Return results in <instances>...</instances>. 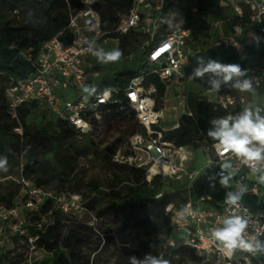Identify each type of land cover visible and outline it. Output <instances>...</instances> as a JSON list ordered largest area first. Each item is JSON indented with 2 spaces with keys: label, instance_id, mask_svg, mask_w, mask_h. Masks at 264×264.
<instances>
[{
  "label": "trees",
  "instance_id": "trees-1",
  "mask_svg": "<svg viewBox=\"0 0 264 264\" xmlns=\"http://www.w3.org/2000/svg\"><path fill=\"white\" fill-rule=\"evenodd\" d=\"M135 2L136 0H97L96 8L105 39L117 40L123 57H130L143 50L142 57L147 63L149 48L146 44L150 37L141 28L124 36L116 33L120 19L130 13ZM217 2L218 0H167L160 15L155 39L166 37L169 18L176 12L182 18V26L191 31V40L198 45L204 43L211 34L208 15L216 9ZM72 7L78 9L80 6L79 3H74ZM69 23L70 10L65 0H0V158H7V171L0 170V174L3 179L11 180L8 185L0 184V206L10 209L21 203L22 186L13 180V175L22 166L21 178L32 186L44 187L56 193L80 195L86 202L87 214L91 217L95 216L100 220L103 215L113 213L122 216L124 225L130 229L133 248L154 256H163L170 264L197 260L193 250L171 248L168 245L173 230L166 217V208L173 202L181 201L184 191L176 190L168 181L160 178H154L149 183L145 170L113 160L116 151L120 149V143L125 145L137 134L146 136L145 128L126 103L123 92L114 94L112 101L98 111L100 117L124 125L121 130L123 139L114 144L98 145L92 139L91 130L83 134L60 118L48 121L43 126L30 125L28 119L40 106L38 103L23 106L18 122L8 115L5 91L10 79L25 77L33 71L32 66L20 57V51H37L56 37L69 44ZM231 23L233 28L241 27L245 31L250 24L249 11L244 9L243 17H235ZM255 53L256 48L252 45L245 46L241 53L225 44L213 51L214 57L220 61L238 63L244 69L252 63ZM91 66L94 72L101 71L100 62L95 65L91 63ZM137 75L138 72L128 70L105 77L93 84L96 88L94 96L106 88L123 89ZM167 85L156 76L149 77L145 83L146 88L153 86L157 90V108L163 106ZM186 95L191 115L183 116L177 129L164 133V140L177 147L205 150L215 144L207 137L209 121L213 117L227 116V112L214 99L200 93L187 92ZM86 118L92 125L95 113H88ZM18 127L22 128V135L15 132ZM79 135L78 145L74 147L75 160L90 156L100 162L104 170L113 177L108 189L103 188V180L84 182L78 179L73 160L64 147ZM76 181L83 189H88V193L82 192ZM159 194L162 197L158 199ZM215 194L219 195L218 190ZM41 212L46 216L50 214L48 217L51 222L44 225L43 233L33 228H30V232L35 236L39 235L34 244L36 249L46 251L50 257L39 264H91L90 259L82 257L80 253L87 245L82 234L84 228L75 219L71 221L69 215L53 210L50 204L43 207ZM141 213L144 219L137 221L136 216ZM32 221L40 222L41 217L35 214ZM69 223H75L78 228L72 229ZM261 241L264 242V239ZM13 247L0 260V264L26 263L30 253L29 245L18 243L14 239ZM124 264H129V261ZM252 264H264V253L257 252V258Z\"/></svg>",
  "mask_w": 264,
  "mask_h": 264
},
{
  "label": "built area",
  "instance_id": "built-area-1",
  "mask_svg": "<svg viewBox=\"0 0 264 264\" xmlns=\"http://www.w3.org/2000/svg\"><path fill=\"white\" fill-rule=\"evenodd\" d=\"M65 1L70 10L68 28L71 41L65 44L56 37L43 44L37 51H20V57L32 66L33 71L25 77L10 79L5 91L10 118L18 122L20 109L27 104H48L52 106L58 118L68 121L75 129L86 134L91 130L87 114L94 112L95 119H99V109L108 105L114 94L123 92L126 103L137 114L139 122L145 128L146 136L137 134L130 138L123 150L116 151L114 162L145 170L149 183L154 178H160L162 181H168L176 190L184 191L181 201L173 202L166 208V217L173 230L168 245L171 248L184 247L195 252L197 260H188L183 264H252L257 258V253L236 250L232 255H226L219 243L211 238L210 233L212 228L220 226L222 218L242 215L249 220L245 237L256 236L260 240L264 239V210L256 214L242 200L239 207L225 203V193L235 191L239 184L247 186L245 195L250 197L259 196L264 185L250 180L249 175L253 173L234 155L229 153L220 156L215 144L204 150L207 155L206 165L200 170L188 172L192 161L186 153L188 147H177L165 141L163 136L164 133L177 129L180 122L174 129H164L162 123L165 119L166 96L163 106L157 108L156 88L145 87L147 79L151 76H156L167 84L176 80L183 85L184 80H193L189 79L196 66L193 53L188 48L191 31L181 24L169 29L164 39L156 40L160 15L167 0H136L130 13L120 19L116 33L124 36L141 28L150 37L146 45L149 48L147 63L151 70L138 72L123 89L106 88L96 96L89 95L83 92V86H93L97 83L100 72L92 70L89 60L92 54L88 42L94 41L95 47L107 42L101 29V18L96 8L97 0ZM74 3H79L80 7L73 8ZM244 9L250 13L249 27L252 29V35L261 37L259 45L254 41L256 62L253 59L247 67L254 92H240L223 87L219 93H215L209 90L207 78L193 80L213 96L227 115H235L244 108L264 109V101L254 107L250 103L257 91L264 88V0H242V5L235 8L237 17H243ZM234 32L241 34L243 29L235 27ZM65 92L77 95V98L74 102L67 101L63 111L56 106V102L58 96ZM178 100L179 107L186 108L185 115L190 116L187 95L178 96ZM15 132L20 135L23 133L21 127L15 129ZM210 151H214L215 158L209 156ZM225 160L234 165L235 176L229 187L225 188L219 184L217 175L213 186L209 177L220 172L219 164ZM18 170L21 175L22 166ZM19 184L22 186L21 203L10 209L0 206V260L9 252L6 249L8 244L13 246L14 239H17L18 243L29 245V261L30 255L37 251L34 244L39 239V235L31 234L30 228L39 233L45 231V224L42 221L33 222L32 218L35 214L41 218L48 217L50 214L46 216L41 212L47 204L64 215L87 213L86 202L80 195L56 193L44 187H34L23 178H20ZM217 190L219 195L216 196ZM161 197L162 194L157 196L158 199ZM185 208L190 211L184 212ZM98 222L99 219L93 216L90 226H96ZM177 233L182 234L178 242L175 238Z\"/></svg>",
  "mask_w": 264,
  "mask_h": 264
},
{
  "label": "rangeland",
  "instance_id": "rangeland-1",
  "mask_svg": "<svg viewBox=\"0 0 264 264\" xmlns=\"http://www.w3.org/2000/svg\"><path fill=\"white\" fill-rule=\"evenodd\" d=\"M169 21V29L176 28L182 24V18L176 12L171 14ZM101 47L106 52L113 51L119 48V43L117 40L109 39L104 45H99V48ZM215 49L213 48L208 54L213 55ZM142 54L143 50H139L136 54L130 57L121 56L120 60L117 62L101 63L100 78L98 80L101 81L105 77H112L115 74L128 70L134 72L151 70V66L144 62ZM261 58H263V53H261ZM89 60L93 65L99 63L95 56H91ZM187 92H193L196 94L200 93L213 100V96L198 86L193 80H184L183 85H180L176 80H172L168 83V90L166 92L164 104L165 119L162 123L164 129L171 130L176 128L181 118L187 114L186 108L179 107L178 100V96H184ZM76 98L77 95L66 92L62 93L61 96H58L57 98L56 106L64 111L66 109V102H74ZM263 101L264 88L257 91V95L252 98L250 103L254 107L261 104ZM57 118L58 117L53 112L52 106L43 104L32 112L28 119V123L33 126H43L48 121H56ZM123 128L124 125H119L111 120L104 119V117H100L99 119H95V122L91 125V136L98 145L114 144L123 139V134H121ZM79 139L80 135L73 142H69L64 147L67 155L73 160L72 164L75 168V173L78 179L83 180L84 182L93 179L99 181L103 180V188L108 189L112 184L113 177L104 170L100 162L94 160L90 156L80 157L78 160H75L74 147H77V141H79ZM122 144L123 143H120L118 145L121 150L124 148V145ZM186 153L192 158L187 170L188 172L200 170L206 165L207 155L204 150L187 148ZM209 156L215 158L214 151H210ZM258 175L259 174H250L249 178L260 185H264L258 182ZM20 178L21 175L17 169L13 175V180L19 183ZM9 181L11 180L8 178L3 179L0 174L1 185H8ZM76 184L79 185L82 192L88 193V189H83L78 181H76ZM48 187H50V185ZM242 201L256 214H259L261 210H264V188L261 189L259 196L250 197L245 195L242 198ZM68 217L71 221H73L72 219H75L84 228L82 229V234L87 245L80 250V253L82 257L90 259L91 264H124L132 254H135L137 257H143V255L146 254L133 248L130 229L124 225L122 216L115 213L103 215L96 226H90L93 216L91 217V215H88L87 213L70 214ZM136 219L137 221H142L144 219L143 214L141 213L137 215ZM41 221L44 224L51 222L49 217H42ZM69 224L72 229L78 228L75 223ZM87 228H92L93 230L89 231ZM175 236L176 241L178 242L180 241L182 234L177 233ZM13 248L14 247L11 244H8L6 247L8 251H12ZM48 257H50V254L46 251L37 250L30 255L29 261L24 264H39Z\"/></svg>",
  "mask_w": 264,
  "mask_h": 264
},
{
  "label": "clouds",
  "instance_id": "clouds-1",
  "mask_svg": "<svg viewBox=\"0 0 264 264\" xmlns=\"http://www.w3.org/2000/svg\"><path fill=\"white\" fill-rule=\"evenodd\" d=\"M253 39L259 45L261 37L253 34ZM89 51L100 63L117 62L122 56L119 49L105 51L97 49L95 42H88ZM196 66L193 68L189 79L204 80L210 91L219 93L223 87H230L240 92H254L252 79L248 76V70L238 63H222L219 60L195 56ZM83 92L92 95L96 92L95 86H83ZM107 95V90L105 91ZM264 109L244 108L235 115L213 117L210 127L207 129V137L215 142L217 153L220 156L226 154L234 155L241 164L246 165L253 174L258 175V182L264 184ZM7 158H0V170L7 171ZM220 172L210 176L209 180L214 182L217 175L219 184L225 188L229 187L230 181L235 176L234 165L225 160L219 164ZM231 170V171H230ZM247 186L239 184L235 191L225 193V203L239 207L240 201L247 193ZM190 209L185 208L184 212ZM183 214V213H182ZM249 220L242 215H229L222 218L220 226L211 229V238L218 242L221 250L226 255H232L236 250L256 254L264 253V242L256 236L245 237ZM129 264H170L163 256H154L146 253L143 257L132 254L128 257Z\"/></svg>",
  "mask_w": 264,
  "mask_h": 264
},
{
  "label": "crops",
  "instance_id": "crops-1",
  "mask_svg": "<svg viewBox=\"0 0 264 264\" xmlns=\"http://www.w3.org/2000/svg\"><path fill=\"white\" fill-rule=\"evenodd\" d=\"M242 5V0H218L215 10L209 13L208 22L211 27L210 38L198 45L192 40L188 43V48L193 53L194 59L197 55L219 60L208 54L213 48H218L222 44L235 48L240 53L247 45L254 46L251 27H248L241 34H236L231 21L237 17L235 8ZM256 54L252 56L256 62ZM220 61V60H219ZM255 64V63H254Z\"/></svg>",
  "mask_w": 264,
  "mask_h": 264
}]
</instances>
